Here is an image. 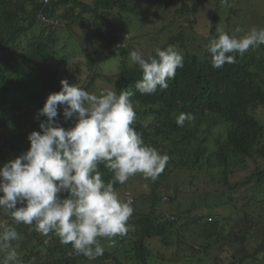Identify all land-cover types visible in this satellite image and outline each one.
Returning <instances> with one entry per match:
<instances>
[{
	"label": "trees",
	"instance_id": "1",
	"mask_svg": "<svg viewBox=\"0 0 264 264\" xmlns=\"http://www.w3.org/2000/svg\"><path fill=\"white\" fill-rule=\"evenodd\" d=\"M208 3L0 0V167L29 149L28 135L40 131L39 124L46 120L39 110L50 93L60 91L70 60L81 54L88 76L77 86L87 90L102 77L117 94L133 91L137 117L132 127L146 145L170 157L155 181L144 178L148 190H134L129 220L134 231L111 241L100 238L105 251L94 261L75 255L71 245L61 244L55 235L35 231L34 225L14 224L0 209V224H14L21 236L14 242L19 264H183L182 258L191 264H252L249 258L258 253L262 257L255 264H264V121L257 116L258 109H264V45L220 69L211 66L205 47L217 30L240 37L251 23L264 28V10L256 6L249 16L236 18L233 9L239 0H230L225 16L227 6L217 0L211 17L215 23L210 22L208 30L203 27L204 32L199 27L196 34L195 16L201 10L207 13ZM167 12L170 23L157 29L165 32L163 43L147 42L143 50L142 41L136 40L140 33L125 34L132 24L137 32L144 29L147 15L162 19ZM82 32L100 41L105 57L119 54L116 73L97 71L99 49H89L81 41ZM169 45L183 54L184 67L177 69L166 90L136 92L142 72L130 62V52L138 50L147 58ZM181 113L192 114L194 120L178 126ZM56 120L66 129L75 124L74 119L65 121L62 111ZM99 169L105 182L111 179L107 168ZM129 180L114 185L117 192L126 189L131 194ZM222 205L233 213L222 212ZM153 237L162 249L149 247L147 240Z\"/></svg>",
	"mask_w": 264,
	"mask_h": 264
},
{
	"label": "clouds",
	"instance_id": "2",
	"mask_svg": "<svg viewBox=\"0 0 264 264\" xmlns=\"http://www.w3.org/2000/svg\"><path fill=\"white\" fill-rule=\"evenodd\" d=\"M220 3L230 6V0ZM217 31L205 46L216 69L236 64L238 56L264 45V28L240 37ZM130 62L142 72L135 91L151 95L169 87L177 69L184 67V56L169 45L147 58L133 50ZM60 84V91L50 93L39 110L46 120L39 124L40 131L28 135L29 149L0 167V209L14 224L34 225L35 231L55 235L61 244H70L75 255L94 261L105 251L100 238L111 241L134 231L129 223L134 208L114 185H125L137 174L155 181L170 157L146 145L132 127L137 117L133 91L106 89L96 95L67 79ZM60 111L65 121L75 120L74 126L60 125ZM193 120L192 114L181 113L176 123L182 127ZM100 165L112 173L107 182ZM14 224H0V264H19L14 242L21 236Z\"/></svg>",
	"mask_w": 264,
	"mask_h": 264
},
{
	"label": "rangeland",
	"instance_id": "3",
	"mask_svg": "<svg viewBox=\"0 0 264 264\" xmlns=\"http://www.w3.org/2000/svg\"><path fill=\"white\" fill-rule=\"evenodd\" d=\"M86 1L90 2L91 0H86ZM216 3H217V0H209L208 4H210L211 9L207 13L206 11L201 10L199 13L196 14L195 19L197 20V23H198L197 29L195 30L196 34H198L197 30H199L198 29L199 27L200 28L202 27L199 30L200 32H204L203 27H205L206 30H208L209 28L208 26H210L209 23L211 22V17L215 12L214 7L216 6ZM256 6L259 8L258 10H262V9L264 10V0H239V3L234 6L233 15L236 18H242L245 16H249L248 13ZM223 10H224V7H221L220 12H222ZM228 12H229V8L227 6V10H225L224 12L225 16L228 14ZM160 17H162V19H160L159 17H152L150 15H147L146 18L144 17L143 19L141 17L142 23H143L141 27L144 29L138 30L137 32L136 30L137 25L132 24L129 26L130 29L125 30V34L130 36V35H135V33H140L139 37L136 40L142 41L141 46H143L142 48L143 50L145 49V45L147 42L151 45H157V44L163 43L165 40V38H163L165 32L164 31L158 32L157 29H160V27H162L163 25H168L170 23L169 21L171 20L172 16L170 15V12H167V13H162ZM251 17L254 20L257 19L256 15H252ZM211 23H215V22H211ZM255 26H256L255 24L253 25L251 23L249 28H244V32L248 33L251 29L255 28ZM172 30H174V28H172ZM80 31L81 30L78 29V32ZM85 34L86 32L85 33L82 32L79 34L81 41H83L89 49H95V48L99 49L98 55H97L99 58L98 63H97L98 64L97 71L103 74L116 73L119 70L120 61H121L119 54L114 53L110 55L109 57H105L102 52L103 50L100 48L101 47L100 41L96 37L92 36L90 33H87L86 35ZM102 56H104V58ZM80 57L81 58L79 59L70 60L71 64L68 67L71 69L65 75L63 74L64 79H67L70 84H78V82L82 84L87 79L88 70L86 69V66L84 65V63L86 62V59L84 58L83 54H81ZM108 87H109L108 83H106L102 77H97L94 81L93 86L87 89V91H89L92 94L99 95L101 92H103L106 89L110 90V88ZM257 112H258L257 116L264 121V109L259 108ZM148 185H149L148 183H145L144 177L141 174H137L136 176L131 177V179L129 180L128 190L130 191L131 194H129V192L126 189H124L123 191H119L118 193L121 199H125V201L131 202V197H133L135 188L138 189V192L146 191L148 190ZM216 186L217 185L214 186V189L216 188ZM210 190H213V189L211 188L208 189V191ZM223 199L226 200V196H224ZM223 204L226 206L228 205L226 203H223ZM167 206L168 204L166 203L165 207L167 208ZM226 206L222 205V207H220V210L224 213L229 211V208ZM198 209L194 210L193 212L197 214V211H199ZM231 213L233 212H231L230 210L228 214H231ZM147 243L149 247L153 249V251H156V250L158 251L162 249V247L158 244L159 243L158 238L156 237L148 239ZM198 245L200 246L201 244H198ZM186 252H190V251L187 250ZM247 252L250 255L251 254L253 255V252L251 249H248ZM239 253H240L239 255H241V252ZM195 256H197V254ZM260 257H262V255L261 253H258L256 257L249 258V259L252 261V264H255L256 261L258 260L257 258H260ZM180 261L184 262L183 264H191V263H186L187 260H185V258H182ZM206 263L208 264V261H206Z\"/></svg>",
	"mask_w": 264,
	"mask_h": 264
}]
</instances>
